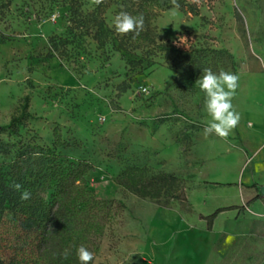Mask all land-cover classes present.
I'll list each match as a JSON object with an SVG mask.
<instances>
[{
    "label": "rangeland",
    "instance_id": "1",
    "mask_svg": "<svg viewBox=\"0 0 264 264\" xmlns=\"http://www.w3.org/2000/svg\"><path fill=\"white\" fill-rule=\"evenodd\" d=\"M81 1L75 17L53 0H10L0 13V126L30 100L18 135L0 139L57 144L61 158L93 165L86 181L96 198L122 203L93 264H264V0H187L193 12L157 8L150 20L158 43L232 54L234 66L210 53L216 73L239 76L232 104L241 120L226 140L203 134L200 77H179L153 46L99 47L89 32L96 6ZM115 1L102 15L109 28L121 10L140 11V0ZM15 148L0 154L5 177ZM128 166L174 173L187 201L163 204L116 184ZM226 207L209 227L203 217ZM14 231L6 212L0 264L11 261Z\"/></svg>",
    "mask_w": 264,
    "mask_h": 264
},
{
    "label": "trees",
    "instance_id": "2",
    "mask_svg": "<svg viewBox=\"0 0 264 264\" xmlns=\"http://www.w3.org/2000/svg\"><path fill=\"white\" fill-rule=\"evenodd\" d=\"M53 1L68 5L74 17L81 13V0ZM9 2L10 0H0L1 14ZM113 3L117 1L104 0L101 5L96 6L89 19V32L99 47L112 45L116 50L131 51L153 46L176 62L177 68L181 70L179 77L192 82L202 75L205 68L217 71L215 56L210 53H220L224 62H230L234 66V58L226 50L184 49L156 41L157 33L150 25V20L155 16V9L172 7L170 0H140V11L129 12L144 16V29L135 37L131 33L121 36L106 25L102 15ZM178 3L179 7L189 12L195 10L187 0H178ZM5 38V35H0V42ZM128 87L125 82L120 85L121 91H126ZM29 102V97L26 96L20 114L14 116L8 124L0 126V133L18 135L29 116ZM56 145L41 146L22 140L10 143L0 139V154L7 155L16 147L9 177L0 174V246L3 241L2 221L6 212L12 213L16 227L13 233L16 243L9 264H80L77 249L84 246L94 254L92 248H95L96 241L104 236L113 222L118 212L116 208L122 206L119 203L114 207L112 200L96 198L88 189L86 181V175L93 170V165L85 160L61 158ZM114 181L141 198H150L163 204L175 200L187 201L181 179L174 173L151 172L146 167L128 166ZM15 183L21 184L23 189L31 193L29 200L20 199V193L12 187ZM48 191L51 192L46 197ZM229 209L232 207L218 208L203 218L210 227L220 212ZM65 251L68 253L67 259H63L61 255Z\"/></svg>",
    "mask_w": 264,
    "mask_h": 264
},
{
    "label": "clouds",
    "instance_id": "3",
    "mask_svg": "<svg viewBox=\"0 0 264 264\" xmlns=\"http://www.w3.org/2000/svg\"><path fill=\"white\" fill-rule=\"evenodd\" d=\"M104 0H91V4L99 6ZM174 8H179L178 0H170ZM115 32L121 36L133 34L139 36L144 29V16L142 14L132 15L127 11L121 10L113 20L112 24ZM186 39L180 37L179 40ZM199 91L204 94V111L208 119L204 121L203 134L207 138L210 135H216L221 139H227L233 130L239 125L241 115L232 104L239 87V76L230 71L221 69L218 73L210 68H205L202 75L195 82ZM13 189L20 193L22 201L29 200L31 193L19 183L12 185ZM23 189V190H22ZM63 259L68 258L65 251L61 254ZM77 257L80 264H92L94 254L86 247L80 246L77 249Z\"/></svg>",
    "mask_w": 264,
    "mask_h": 264
},
{
    "label": "water",
    "instance_id": "4",
    "mask_svg": "<svg viewBox=\"0 0 264 264\" xmlns=\"http://www.w3.org/2000/svg\"><path fill=\"white\" fill-rule=\"evenodd\" d=\"M260 192H261V195L264 196V185L260 187Z\"/></svg>",
    "mask_w": 264,
    "mask_h": 264
}]
</instances>
